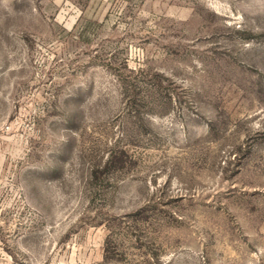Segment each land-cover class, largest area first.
Listing matches in <instances>:
<instances>
[{"label":"rangeland","instance_id":"1","mask_svg":"<svg viewBox=\"0 0 264 264\" xmlns=\"http://www.w3.org/2000/svg\"><path fill=\"white\" fill-rule=\"evenodd\" d=\"M0 264H264V0H0Z\"/></svg>","mask_w":264,"mask_h":264}]
</instances>
